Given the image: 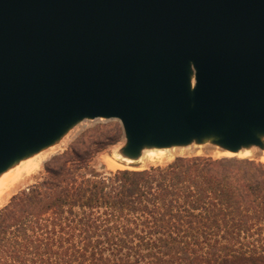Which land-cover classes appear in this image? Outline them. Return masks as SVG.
Instances as JSON below:
<instances>
[{"label": "water", "instance_id": "95a60500", "mask_svg": "<svg viewBox=\"0 0 264 264\" xmlns=\"http://www.w3.org/2000/svg\"><path fill=\"white\" fill-rule=\"evenodd\" d=\"M87 119L264 151V0H0V179Z\"/></svg>", "mask_w": 264, "mask_h": 264}, {"label": "trees", "instance_id": "16d2710c", "mask_svg": "<svg viewBox=\"0 0 264 264\" xmlns=\"http://www.w3.org/2000/svg\"><path fill=\"white\" fill-rule=\"evenodd\" d=\"M98 129L0 213V264H264V162L177 157L82 173L119 140Z\"/></svg>", "mask_w": 264, "mask_h": 264}, {"label": "rangeland", "instance_id": "374dc122", "mask_svg": "<svg viewBox=\"0 0 264 264\" xmlns=\"http://www.w3.org/2000/svg\"><path fill=\"white\" fill-rule=\"evenodd\" d=\"M110 124L118 125L121 128V136L119 137V140L115 142L114 144L107 147L102 152L98 153L94 159L89 163V165L84 166L82 168V173L88 176H92L94 174L98 175H108L112 170L107 169V166L104 162V159L107 156H110L117 160L118 162L125 164L127 167L125 168H119V169H129V170H143L147 169L151 166L156 165H165L169 162H172L177 157H192L196 155H205V156H212L215 158H221L214 156V153L216 151H221L218 147H215L212 144H193L187 147H175L168 149V155L166 157H154L153 160H151L149 163L144 164L142 163V159L145 156L137 161H134L130 164L125 163V161L119 156L118 151L121 148V146L125 142L124 132L121 125V122L117 119H95V120H84L81 123H79L75 128H73L69 134L58 144L54 145L53 147H50L49 149L41 152L37 156L23 162L21 165H19L20 168H22L27 162L30 161H37L40 160V166L34 171L33 174L28 175L25 172L24 178L22 181L17 185L15 189L12 190L11 194L6 195L5 201L0 206V213L1 211L11 202L12 198L19 194L23 190H28V188L32 187L35 184H38L42 181H44L48 177V172L46 170V164L47 162L54 157L55 155L62 153L70 148L71 144H73L78 138L86 136L87 134H91L92 130L98 129L100 132L104 131L108 135H114V130L112 127H104L109 126ZM257 153L255 155L244 157L240 155H227L222 157H239V158H250L256 161H262L264 162V151L260 149H255ZM15 169L10 171L12 173ZM6 190V189H5Z\"/></svg>", "mask_w": 264, "mask_h": 264}, {"label": "bare ground", "instance_id": "6f19581e", "mask_svg": "<svg viewBox=\"0 0 264 264\" xmlns=\"http://www.w3.org/2000/svg\"><path fill=\"white\" fill-rule=\"evenodd\" d=\"M168 149L167 148H154L152 150H149L146 152L145 156L142 159V163L147 164L151 160H153L154 157H166L168 155ZM257 152L254 150H248L243 149L239 152H231V151H216L214 153V156L216 157H222L227 155H240L244 157H249L252 155H255ZM104 162L107 166V169L110 171L117 170L119 168H125L127 167L125 164H122L115 160L114 158L107 156L104 159ZM125 163H132V161H125ZM40 166V160L37 161H30L27 162L22 168L19 166L14 170L12 173L8 172L6 173L1 179H0V206L6 199V195L11 194L12 190L17 187V185L22 181L24 178L25 172L28 175H31L34 173V171ZM6 189V190H5Z\"/></svg>", "mask_w": 264, "mask_h": 264}]
</instances>
